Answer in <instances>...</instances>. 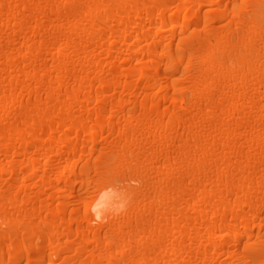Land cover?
Instances as JSON below:
<instances>
[{"label": "bare ground", "instance_id": "obj_1", "mask_svg": "<svg viewBox=\"0 0 264 264\" xmlns=\"http://www.w3.org/2000/svg\"><path fill=\"white\" fill-rule=\"evenodd\" d=\"M0 264H264V0H0Z\"/></svg>", "mask_w": 264, "mask_h": 264}]
</instances>
